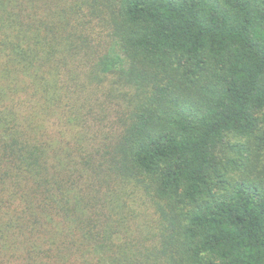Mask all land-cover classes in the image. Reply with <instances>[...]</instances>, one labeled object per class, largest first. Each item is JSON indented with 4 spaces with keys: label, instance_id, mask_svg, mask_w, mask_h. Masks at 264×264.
I'll use <instances>...</instances> for the list:
<instances>
[{
    "label": "trees",
    "instance_id": "trees-1",
    "mask_svg": "<svg viewBox=\"0 0 264 264\" xmlns=\"http://www.w3.org/2000/svg\"><path fill=\"white\" fill-rule=\"evenodd\" d=\"M0 264H264V0H0Z\"/></svg>",
    "mask_w": 264,
    "mask_h": 264
}]
</instances>
